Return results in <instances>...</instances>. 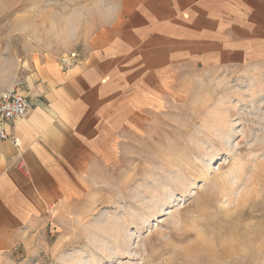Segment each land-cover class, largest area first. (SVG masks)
I'll return each mask as SVG.
<instances>
[{
	"label": "rangeland",
	"instance_id": "obj_1",
	"mask_svg": "<svg viewBox=\"0 0 264 264\" xmlns=\"http://www.w3.org/2000/svg\"><path fill=\"white\" fill-rule=\"evenodd\" d=\"M89 2L0 0V90L80 57L105 26ZM90 178L0 264H264V76L185 71Z\"/></svg>",
	"mask_w": 264,
	"mask_h": 264
},
{
	"label": "crops",
	"instance_id": "obj_2",
	"mask_svg": "<svg viewBox=\"0 0 264 264\" xmlns=\"http://www.w3.org/2000/svg\"><path fill=\"white\" fill-rule=\"evenodd\" d=\"M63 70L35 65L19 89L29 114L0 141V259L48 207L114 164L122 135L169 98L187 70L264 76V0H129ZM22 81V80H20Z\"/></svg>",
	"mask_w": 264,
	"mask_h": 264
},
{
	"label": "built area",
	"instance_id": "obj_3",
	"mask_svg": "<svg viewBox=\"0 0 264 264\" xmlns=\"http://www.w3.org/2000/svg\"><path fill=\"white\" fill-rule=\"evenodd\" d=\"M79 60L76 51L62 55L59 60L63 70L72 68ZM23 81H18L15 86L0 90V141L11 142L19 151L21 150L20 137L7 131V125L26 117L31 110L30 101L19 90Z\"/></svg>",
	"mask_w": 264,
	"mask_h": 264
},
{
	"label": "clouds",
	"instance_id": "obj_4",
	"mask_svg": "<svg viewBox=\"0 0 264 264\" xmlns=\"http://www.w3.org/2000/svg\"><path fill=\"white\" fill-rule=\"evenodd\" d=\"M84 13H87V16ZM76 16L77 19L91 17L103 25L116 27L122 22L123 0H90L86 7L83 5V12L77 13ZM79 31L78 24L70 28L65 42L78 41L79 37L76 33Z\"/></svg>",
	"mask_w": 264,
	"mask_h": 264
}]
</instances>
